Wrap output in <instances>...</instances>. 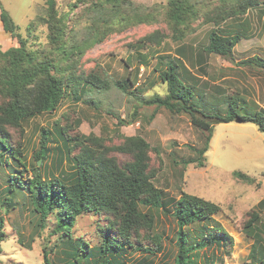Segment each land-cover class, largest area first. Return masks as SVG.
Wrapping results in <instances>:
<instances>
[{"label":"rangeland","instance_id":"obj_1","mask_svg":"<svg viewBox=\"0 0 264 264\" xmlns=\"http://www.w3.org/2000/svg\"><path fill=\"white\" fill-rule=\"evenodd\" d=\"M129 1L156 7L159 12L156 23L137 25L107 36L80 58L76 68L78 73L99 75L109 83L108 89L66 97L55 111L27 119L21 129L5 130L4 139L11 151L16 152L17 160L8 152L7 164H0V231L3 234L0 264H44V252L51 264H96L102 241L116 235L115 229L109 227L112 218L104 213L77 217L69 233L64 234L55 231L56 210L44 220L34 212L24 183L36 168L42 129L48 132L49 148L48 157L39 166L43 182L59 179L63 173L72 171L71 160L78 154L77 144L83 138H98L103 147L111 150L129 136H139L148 143V173L154 187L161 191L165 210L139 205L140 213L151 218L152 226L133 235L130 242L150 248L159 243L160 249L148 254L132 251L124 244L126 252L120 257L121 264H173L176 226L171 212L173 202L181 193L203 198L220 208L210 220L186 229L191 240H202L211 228H220L228 242L202 250L194 262L264 264V134L251 123L216 124L203 155L204 166L186 165L187 160L197 157L196 150L203 148L208 133L194 127L184 113L146 106L141 101L166 94V85L159 76L167 62L178 58L194 81L185 77L180 64L177 74L194 87V103L200 104L204 113L224 116L233 102L241 103L235 109L238 114L264 112V70L256 63L243 64L260 59L264 62L262 0L244 16L218 26L224 34L239 31L243 34L228 57L205 51L209 34L216 26L206 23L203 15L212 13L219 5L218 0H194L198 1L199 17L189 23L180 41L171 39L165 15L168 0ZM44 3L45 0H0V7L19 27L22 38L28 39L27 45L33 50L47 44L45 25H37L32 34L26 31L32 19L44 15ZM87 6L82 0H56L58 13L68 14L70 18L67 26L74 30L68 34L71 37H83L88 25ZM153 31L166 36L163 43L159 46L138 44L140 38ZM10 41V47L17 46L12 38ZM127 79L129 93L112 86ZM107 156L113 157L120 167L131 160L130 156L115 150ZM234 172H241L252 181L243 182ZM13 175L21 180L20 187L11 185ZM252 212L258 215L253 224L250 223ZM89 247H93V255ZM102 263L101 260L99 264Z\"/></svg>","mask_w":264,"mask_h":264},{"label":"trees","instance_id":"obj_2","mask_svg":"<svg viewBox=\"0 0 264 264\" xmlns=\"http://www.w3.org/2000/svg\"><path fill=\"white\" fill-rule=\"evenodd\" d=\"M88 6L85 9L88 25L84 28V35L78 39L68 34L74 30L68 29L70 21L68 14H59L56 0H45L44 15L32 19L27 27L28 34L35 31L37 25L47 28V44L33 50L27 45L28 39L22 38L19 27L13 22L8 13L0 8V23L3 31L17 43V46L7 50L0 49V164H7L5 158L9 152L15 160V151H11L4 133L6 128L21 129L22 122L27 119L51 113L56 110L62 100L69 96L85 95L87 91H105L109 83L95 73L85 74L77 72L80 58L94 45L101 43L107 36L120 33L137 25L156 23L159 12L157 8L145 7L129 0H82ZM88 1V2H87ZM219 5L212 13H206V23L216 26L209 34V43L205 51L221 57H228L236 44L242 39V32L224 34L219 31L221 24L229 19L244 16L247 11L257 5L260 0H218ZM264 4V0H262ZM198 1L194 0H168L165 15L171 29V39L180 41L186 34L189 23L199 17ZM166 36L153 31L138 40L143 46H159ZM142 57V56H141ZM180 60V59H179ZM169 61L165 70L159 76L166 85V94L161 97L151 96L141 99L146 106L164 108L173 113H184L189 116L191 124L206 131L208 136L202 149L196 150L197 157L189 159L186 165L204 166V153L208 150L213 127L216 124L251 123L259 132L264 134V112L255 111L238 114L235 109L241 103L229 104L226 114H207L194 103L195 89L183 81L177 74L178 65L185 77L193 80L181 60ZM254 61V60H253ZM247 61L243 64L254 65L264 70L263 60L259 62ZM194 81V80H193ZM129 80L115 82L112 86L122 93H129L127 89ZM234 106V107H232ZM118 119V124H121ZM79 152L73 156L71 172L62 174L61 178L43 182L38 162L46 160L49 153L48 132L41 130L39 151L36 153V168L32 170L31 177L25 180L34 212L40 219H46L49 213L56 210V233L65 232L74 225L75 219L84 214L97 215L104 213L112 218L110 228H114L116 235L106 237L100 246L99 257L96 264H121L120 257L125 254V244L132 251L155 254L159 251V243L154 247H143L132 244L131 237L140 230H149L152 226L151 218L140 213L139 205L156 210H165L161 199V191L154 187L152 177L148 173L149 145L139 136L125 137L122 144L112 150L130 156L131 160L120 167L113 157H108L110 148H105L101 140L95 137H86L78 142ZM236 178L250 183L252 180L241 172H234ZM11 185L21 186L19 177H11ZM220 208L213 202L187 193H181L173 202L171 216L175 221V256L173 264H197L194 257L203 250L220 242L227 244L225 234L220 228L210 229L202 240H191L187 228L199 225L210 220L218 214ZM166 212H169L166 210ZM258 219L255 212L251 213L250 223ZM2 221L0 219V228ZM66 225L68 227L66 228ZM70 227V228H69ZM0 231V242L2 239ZM65 236V235H64ZM82 240V239H81ZM93 247L89 251L93 255ZM252 256V254H251ZM44 264H51L47 253H43Z\"/></svg>","mask_w":264,"mask_h":264},{"label":"crops","instance_id":"obj_3","mask_svg":"<svg viewBox=\"0 0 264 264\" xmlns=\"http://www.w3.org/2000/svg\"><path fill=\"white\" fill-rule=\"evenodd\" d=\"M10 40H11L10 36L3 31V28L0 23V49L2 51H5L10 47L11 45Z\"/></svg>","mask_w":264,"mask_h":264},{"label":"water","instance_id":"obj_4","mask_svg":"<svg viewBox=\"0 0 264 264\" xmlns=\"http://www.w3.org/2000/svg\"><path fill=\"white\" fill-rule=\"evenodd\" d=\"M38 164H40V161L38 162Z\"/></svg>","mask_w":264,"mask_h":264}]
</instances>
